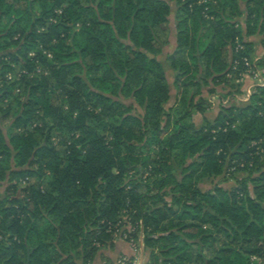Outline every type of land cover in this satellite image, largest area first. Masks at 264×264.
Here are the masks:
<instances>
[{"label": "trees", "instance_id": "trees-1", "mask_svg": "<svg viewBox=\"0 0 264 264\" xmlns=\"http://www.w3.org/2000/svg\"><path fill=\"white\" fill-rule=\"evenodd\" d=\"M17 1L29 8L10 11L7 0H0V23L11 14L20 26V43L7 42L13 28L0 34V56H14L8 52L14 44L30 68L36 59L47 62L37 43L47 35L38 34L35 25L56 18L50 30L58 43L51 49L61 68L52 67L50 78L33 81L25 99L13 95L11 84L0 97L11 100L0 107V264L94 262L101 248L96 244L110 238L105 227L128 207L127 198L150 264H187L193 248L198 264H264V169L254 180L253 195L246 180L233 191L200 188L206 179L226 181L229 173L252 172L262 162L264 152L252 144L264 149V87L249 103L238 102L213 121L205 118L200 129L193 100L172 124L165 110L172 96L169 73L175 74L176 89L182 84L201 92L202 85L213 90L224 82L231 67L226 49H233L234 60L235 42L243 41L239 22L227 10L246 15L247 35H259L264 45V0ZM34 4L41 11L36 18L29 11ZM210 30L213 40L202 50L200 39ZM245 46L241 57L254 52V43ZM33 50L38 57H28ZM53 77L57 86L50 84ZM112 82H118L114 89ZM60 87L65 89L58 95ZM206 105L197 106L203 111ZM103 114L115 120L108 141L93 123ZM49 119L73 134L61 156L50 143L57 125L47 132L46 127L25 129ZM171 126L174 130L167 132ZM152 145L160 147V155L145 159ZM48 171L52 180L45 189L40 181ZM149 171L159 178L153 195L127 192L129 173L141 186ZM33 178L39 183L30 184ZM165 187H172L171 204L162 194Z\"/></svg>", "mask_w": 264, "mask_h": 264}, {"label": "rangeland", "instance_id": "rangeland-1", "mask_svg": "<svg viewBox=\"0 0 264 264\" xmlns=\"http://www.w3.org/2000/svg\"><path fill=\"white\" fill-rule=\"evenodd\" d=\"M206 0H200V3H205ZM7 3L9 5L10 11L12 10H27L28 4L26 3H20V1L17 0H7ZM35 3V2H34ZM69 2H65L63 6H68ZM242 8L244 7L243 3L240 4ZM62 6V7H63ZM31 10V11H30ZM62 8H59L57 11L58 13H61ZM29 11L34 15V18L38 17L40 15V8L38 5H30ZM243 11V10H242ZM206 14V13H205ZM227 16L231 17L234 22H239V29L243 36V41L237 39L235 42L236 49L235 53L236 56L238 54V58L236 57L233 60V49L227 48L226 49V57L228 65L231 63V67L225 70L227 71L224 82L222 85L216 87L215 89L211 90L209 87H206L205 85H202V91L200 92L199 88H192L188 89L184 85L181 84L179 89H176L174 84L175 74L169 73L170 77L169 80L172 84V96L171 100L169 102V105L165 107L166 112L171 113V124L175 121L177 113H181L185 111V105L187 103L189 104V101L193 100V107H191V111L194 114V122L196 124V129L201 128V124L203 123V120L207 118L210 121H213L214 118L221 113L224 109L233 107L238 104V102H244L249 103L252 99V96L258 91V89L261 87H264V67L261 66L262 61H264V45L261 42V37L259 35H253L248 36L247 35V28H246V18L247 16H240V15H233L231 10H227ZM186 16L185 13L181 14V19ZM205 17L210 20H215L216 16H210L209 14H206ZM56 22V18H51L46 21V24L44 26L41 25V23H36L35 28L38 34H45L47 37L40 38L37 40L38 50L42 52V55L46 56L48 61L45 63H42L40 60L36 59L35 64L30 66L22 59H20V56H17L18 48H20V45H14L12 44V47H9L8 52H13L14 56H0V97L3 95L4 90H6V85H12L14 89V96L15 97H21V99H25L27 89H30L31 83L33 81H41L45 78H50L52 75V67L55 69H60L61 64L55 60V55L52 52L51 47H55L57 45V38L55 36V33L50 30V27L53 23ZM13 28L15 30V33L13 34L12 38H9L7 40L8 44L13 43L17 41L20 43V26L17 25V20L11 15L7 14L3 16V19L0 23V34L3 36L7 34V29ZM79 29V26H77V30ZM62 31V29H61ZM14 32V31H13ZM64 35V34H63ZM158 35L162 37V40H166V35L163 33L162 30H158ZM204 35V36H203ZM202 38L200 39L201 43V49L203 50L208 44L211 43L213 40V31H207L206 34H203ZM64 37V36H63ZM67 39V38H66ZM69 41V40H68ZM245 42L248 43H254V52L251 53L248 57H250L251 61H255L256 68L261 71V75L258 79H255L252 74L245 73L244 68L241 66V64L236 65L234 64V61L241 58L242 51L246 49ZM244 48V49H242ZM239 50V52H238ZM7 52V51H6ZM241 53V54H240ZM1 55V54H0ZM20 55V52H19ZM28 57L30 58H36L38 57V53L33 50L29 53ZM236 62V61H235ZM104 71V69L102 70ZM103 73V72H101ZM205 75V73L203 74ZM70 77L66 78V83L68 84L66 86V89H70ZM52 86H57L56 79L53 77L50 79ZM204 84V81H202ZM109 88L114 89L116 85H118V82H112L109 84ZM42 91V87L40 88ZM50 89V88H49ZM64 87L58 88V95L63 94ZM179 92V95H178ZM181 92V93H180ZM200 92V93H199ZM11 101L10 99L6 102L0 101V107H6L7 104ZM178 102V104L175 103ZM206 103V109L201 110L197 105L200 103ZM60 103V102H59ZM175 106L174 109H171L170 107ZM87 107L91 109L93 106L88 103ZM102 107V105H101ZM64 110H69V105L67 104L64 106ZM101 111L99 109H96V114L99 115ZM100 119L94 120V124L97 130V133L100 134V136L106 137V140H110L111 138V125L115 123V120H110L108 115L103 114L99 116ZM166 120L167 117L164 116L162 128H165L166 126ZM91 121V120H90ZM58 123L54 119H49L46 121H40L36 120L34 123L30 122V124L25 127L27 131H33L37 127H46L47 132L49 127L56 126ZM174 130V127L171 126L168 128L167 132H171ZM42 135V134H41ZM73 134H69L67 129H63L60 125L56 126V128L52 131L51 134V146L58 155H62L65 150L68 149L69 144L72 143L73 140ZM42 138V137H41ZM45 139V137H43ZM42 138V139H43ZM65 140L67 143H64ZM252 146L256 147L257 150H260V152H264V149L260 147L257 143L253 142ZM160 147L156 145H152L147 150L144 151V158L146 159H153L157 155H160ZM230 159V158H229ZM262 162L258 165L256 170L254 171H237L234 174H228V179L226 181L222 179H206L201 185L200 188L203 192L207 191H213L217 186L223 187L227 191H233L240 187V184L242 181H247L248 189L253 195L254 191V180L257 179L261 173V171L264 169V153L262 155V158H260ZM229 161V160H228ZM47 163V162H46ZM176 173H180L181 169L176 165ZM230 169V168H229ZM233 171L235 169V166L231 167ZM117 170H115L116 172ZM137 176L134 172L129 173L126 176V181L128 182V188L127 192L131 189H134L138 193H148L149 195H153L155 193L156 183L159 181L158 177L153 176V174L149 171L146 172L143 176L144 182L143 185L139 186L137 182ZM52 180V173L50 171L46 172V175L42 181H40L41 185L43 184L45 186V189L48 188L47 185ZM150 183V185L147 184ZM155 182V183H154ZM32 183H39V180L37 178H33L30 182ZM25 182H23V186H27ZM0 192L2 193L3 190L0 188ZM13 193V192H10ZM172 187H165L162 191V194H165V200L171 204L173 202V198L171 196ZM178 195V193H177ZM131 199L127 198V208L124 209L121 213H119L118 218L116 219V222L108 223L105 227V232L107 236H110V238H106L104 245H101L99 243L96 244L100 251L104 250H110L112 245L116 243L117 241L121 240V236H132L136 239V242L139 244L138 251L133 255V257H129V262L127 264H150V251L144 249L143 245V238L144 235L142 232L138 231L136 226L134 225V212L132 211L130 207L131 205ZM59 222V220H56ZM104 222H102L103 224ZM112 224V225H111ZM110 226H113L112 232L110 230ZM223 243V242H221ZM130 245V244H129ZM132 249V245H130ZM143 249V251H141ZM197 248H193V251L190 252L189 259L187 261V264H198V262L195 260V256L197 254ZM99 251V253H100ZM208 248H206L207 253ZM209 252V251H208ZM97 254V256L99 255ZM211 254H208L210 256ZM96 256V257H97ZM95 260V259H94ZM255 261V258L252 259ZM93 263V262H92ZM79 264H83L82 258L79 259ZM94 264V263H93Z\"/></svg>", "mask_w": 264, "mask_h": 264}, {"label": "built area", "instance_id": "built-area-1", "mask_svg": "<svg viewBox=\"0 0 264 264\" xmlns=\"http://www.w3.org/2000/svg\"><path fill=\"white\" fill-rule=\"evenodd\" d=\"M242 49H244V48H242ZM238 52H239V50H238ZM235 61H234V64L235 63H236V65L241 64V66L245 70V73L252 74L255 79H258L260 77L261 71L256 68L255 61H251L250 57L243 56L240 59H237ZM241 166L243 167L244 164H242ZM112 229H113V226H110V230L109 231L112 232ZM121 239H123L124 241H129V244L132 245L133 254H135L138 251L139 244L136 242V239L134 237H132V236H121ZM98 246H99V244H98ZM129 259L130 258L127 257V256H122L117 261V264H127L129 262ZM87 264H93V263L92 262H89Z\"/></svg>", "mask_w": 264, "mask_h": 264}, {"label": "crops", "instance_id": "crops-1", "mask_svg": "<svg viewBox=\"0 0 264 264\" xmlns=\"http://www.w3.org/2000/svg\"><path fill=\"white\" fill-rule=\"evenodd\" d=\"M143 251V249H141ZM133 251L129 243L119 240L110 250L100 251L99 255L95 258L94 264H117V261L122 256L133 257Z\"/></svg>", "mask_w": 264, "mask_h": 264}, {"label": "water", "instance_id": "water-1", "mask_svg": "<svg viewBox=\"0 0 264 264\" xmlns=\"http://www.w3.org/2000/svg\"><path fill=\"white\" fill-rule=\"evenodd\" d=\"M27 264H29V262Z\"/></svg>", "mask_w": 264, "mask_h": 264}]
</instances>
